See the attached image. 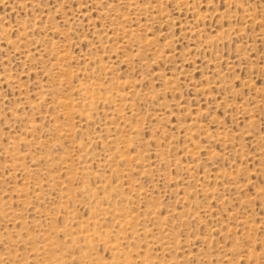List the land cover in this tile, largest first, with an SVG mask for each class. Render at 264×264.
<instances>
[{
  "label": "rangeland",
  "instance_id": "374dc122",
  "mask_svg": "<svg viewBox=\"0 0 264 264\" xmlns=\"http://www.w3.org/2000/svg\"><path fill=\"white\" fill-rule=\"evenodd\" d=\"M0 264H264V0H0Z\"/></svg>",
  "mask_w": 264,
  "mask_h": 264
}]
</instances>
